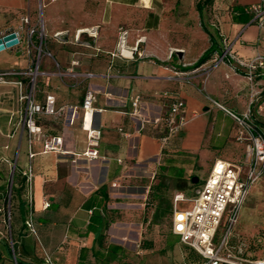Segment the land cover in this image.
I'll use <instances>...</instances> for the list:
<instances>
[{"label": "crops", "instance_id": "0c3cea01", "mask_svg": "<svg viewBox=\"0 0 264 264\" xmlns=\"http://www.w3.org/2000/svg\"><path fill=\"white\" fill-rule=\"evenodd\" d=\"M259 1L0 0V33L18 28L25 14L30 17L26 28H36L32 44L26 30L19 45L6 47L16 56L7 60L0 52V70L27 68L41 50L38 67L34 64L37 101L44 103L54 93L57 105H81L90 87L93 123L102 129L99 156H76L88 147L81 118L71 124L67 117L45 115V130L62 135L70 152H42L37 142V154L30 158L27 136L16 130L18 86L0 83L6 109L0 125L8 137L4 159L13 170L15 164L13 227L23 260L43 262L47 252L57 264H120L137 246L142 227L134 207L138 176L158 171L186 180L202 164L210 173L217 158L243 160L245 145L235 139V120L212 99L235 112L251 109L264 132V67L250 79L241 64L264 57V27L247 10ZM121 37L125 49L137 46L142 54L122 56ZM213 42L217 50L193 66ZM76 59L80 63L74 66ZM135 95L141 97L138 119L130 114ZM176 98L185 101L180 112L188 121L163 146L161 118ZM30 160L31 205L22 174ZM201 184L192 193L179 192L192 196ZM30 208L36 233L27 225ZM173 238L180 239L174 233ZM7 246L8 258L0 264H18Z\"/></svg>", "mask_w": 264, "mask_h": 264}, {"label": "built area", "instance_id": "2783aa9c", "mask_svg": "<svg viewBox=\"0 0 264 264\" xmlns=\"http://www.w3.org/2000/svg\"><path fill=\"white\" fill-rule=\"evenodd\" d=\"M247 10L254 14V20L258 25L264 27V0L250 5ZM29 23L30 17L26 14L22 15L19 27L1 32L0 38L4 39L7 34L15 33L18 39V43L15 45H19L23 41L24 32L27 30L29 42L32 44V36L36 28H26ZM125 33L122 32V35ZM262 38L264 39V34ZM121 39L122 44L119 53L122 56L128 57L126 52L131 53L132 57L134 52L142 54L137 46L130 49L131 51L125 49V39L123 37ZM29 52L31 54V50ZM40 53L41 50L38 58L34 57L32 64L27 68L0 70V83L14 82L18 86V99L21 106L18 110L16 130L21 128L27 136L29 157L32 158L37 154L34 150V145L37 142L42 143V152L55 151L60 154L70 152L65 148V139L62 135L51 134L43 127L42 118L45 115H51L67 117L71 124L80 117L82 127L87 131L88 147L83 153H77L76 156L97 158L102 129L93 123L94 90L90 87L87 89L81 105H57L54 93H48L44 103L38 102L35 94L38 69H34V64L37 63L38 67ZM223 57H220V60ZM79 63L77 59L73 60L74 66ZM241 64L247 66L248 77L253 79L257 68L259 66L264 67V57L257 55L249 62L241 61ZM12 77H16V79L12 81ZM26 79H29L27 83ZM140 98V95H135L132 99L133 109L130 114L134 119H138L140 115ZM212 100L224 108L235 120V139L245 145V155L241 162L217 158L208 177L195 190L194 195L188 196L183 192H177L173 199L171 229L174 234L180 237L181 242L193 248L201 256L200 264H264V256L250 254L249 250L254 244L250 239L243 237L238 244L231 242V238L234 236V227L240 220L241 209L250 194L251 188L264 179V132L260 123L253 116L251 109L239 113L228 109L214 99ZM184 105L183 99H174L161 118L166 125V132L161 137L163 146L168 145L171 139L186 125L188 120L180 112ZM5 160L10 162L8 159ZM13 167L14 173L15 164ZM22 174L27 186L28 202L31 205L34 177L31 160ZM181 202H192V207L181 208ZM49 204V201H45L44 206L47 207ZM223 223L225 230L222 235H219ZM27 225L32 232H37L31 208L27 217ZM11 241L13 247L12 237ZM14 256L16 259L15 251ZM44 262L45 264H57L47 252L44 256Z\"/></svg>", "mask_w": 264, "mask_h": 264}, {"label": "rangeland", "instance_id": "374dc122", "mask_svg": "<svg viewBox=\"0 0 264 264\" xmlns=\"http://www.w3.org/2000/svg\"><path fill=\"white\" fill-rule=\"evenodd\" d=\"M0 52L4 53L7 60L17 55L8 48ZM5 113L6 109L0 97V117ZM7 141V133L0 125V230L3 231V234L0 233V263L8 258L5 246L12 245L11 234L16 241L13 226L14 210L17 205L15 188L17 178L13 179L12 165L10 166L4 159ZM205 168L206 166L202 164L196 171L197 174L192 175L199 177L197 183L191 178L184 182L177 177L178 175L159 174L158 171L138 176L134 207L138 213L137 222H140L142 227L138 231L137 246L124 254L120 264H200L202 258L193 248L180 239L173 241L171 213L167 210L173 206L174 195L180 191L178 188L180 184L186 183L184 190L192 193L199 183L206 180L209 171ZM180 207L190 208L192 202H181ZM157 213L161 215L159 218L155 216ZM224 230L223 223L219 235H222ZM233 231L232 243L238 244L241 238L247 237L254 243L249 250L250 254L264 256V179L251 188L241 209L240 220ZM145 240L146 244L143 243Z\"/></svg>", "mask_w": 264, "mask_h": 264}, {"label": "trees", "instance_id": "16d2710c", "mask_svg": "<svg viewBox=\"0 0 264 264\" xmlns=\"http://www.w3.org/2000/svg\"><path fill=\"white\" fill-rule=\"evenodd\" d=\"M210 1H211V0H207V2H210ZM198 8L200 9V11H202V4H201V3H198ZM216 50H217V47H216V45H215V42H213L212 45H211L208 49H206V50L204 51V53L201 55V57H200V58H199V59L193 64V66H199L200 64H202L203 62H205L206 60H208ZM14 177L17 178L16 174L14 175ZM15 178H14V179H15ZM179 179L184 181L183 178H180V177H179ZM191 179H192V177H191ZM186 180H187V179H186ZM184 182H186V181H184ZM185 184H186V183H184V184H180V185L178 186V188H180V190H184V189H185ZM13 185H14V183H13ZM13 187H14V186H12V188H13ZM15 188H16V187H15ZM21 188L23 189V188H24V185H22ZM16 189H17V188H16ZM11 197H12V194H11V196H10V201H11ZM172 207H173V206H170L169 209L167 210L169 213H171V218H172ZM155 216H156V218H159V216H161V215H160L159 213H157ZM93 219H94V222H95V220H96V221L99 223V220H100L99 218L97 219V218L94 216ZM104 226L107 227L108 224L105 223ZM12 240H13V247H11L10 245H8L7 247H8V251H9V253H10L11 255H13V253H14V251H15L16 261H17L18 264H45L44 261H43V262H41V261H38V262H27V261L23 260V259L19 256V254H18L17 243H16V241L14 240V236H13V234H12ZM13 250H14V251H13Z\"/></svg>", "mask_w": 264, "mask_h": 264}, {"label": "water", "instance_id": "95a60500", "mask_svg": "<svg viewBox=\"0 0 264 264\" xmlns=\"http://www.w3.org/2000/svg\"><path fill=\"white\" fill-rule=\"evenodd\" d=\"M4 41H6V44H4ZM16 43H18V39L16 38L15 33H9L4 37V39L0 38V50L4 49L6 46H13ZM192 180L193 182L197 183L199 181V177L195 175L193 176Z\"/></svg>", "mask_w": 264, "mask_h": 264}]
</instances>
